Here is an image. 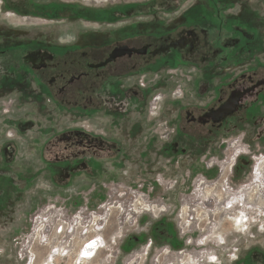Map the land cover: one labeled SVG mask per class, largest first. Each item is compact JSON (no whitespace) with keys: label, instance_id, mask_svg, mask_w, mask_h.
Here are the masks:
<instances>
[{"label":"rangeland","instance_id":"rangeland-1","mask_svg":"<svg viewBox=\"0 0 264 264\" xmlns=\"http://www.w3.org/2000/svg\"><path fill=\"white\" fill-rule=\"evenodd\" d=\"M33 1L103 9L127 4L144 12L100 25L76 20L69 11L59 20L21 16L0 0V50L29 41L61 46L115 40L133 24L153 32L158 24L180 23L192 7L205 5L209 15L216 9L208 0H181L153 12L149 7L157 9L161 0ZM214 1L224 3L231 30L234 22L250 25L257 30L252 44L264 48V0ZM235 64L232 56L223 72L192 65L145 70L107 85L97 99L59 108L17 67L0 61V178L32 179L19 197L1 196L0 264H246L249 250L264 253V112L228 121L204 143L182 132L176 118L182 106H204L220 78L231 79ZM227 70L231 74L224 75ZM155 96L164 101L156 115L149 105ZM8 101L13 107L5 116ZM73 130L106 143L97 141L93 156L94 150L53 143L54 135ZM46 144L51 164L64 157L83 160L52 172L42 157ZM69 177L65 183L54 179ZM93 243L96 250L85 255Z\"/></svg>","mask_w":264,"mask_h":264},{"label":"flooded vegetation","instance_id":"flooded-vegetation-1","mask_svg":"<svg viewBox=\"0 0 264 264\" xmlns=\"http://www.w3.org/2000/svg\"><path fill=\"white\" fill-rule=\"evenodd\" d=\"M161 1L155 4L157 9L151 5L149 11H158V7L160 10L173 9L181 0ZM208 1L216 6L215 14H207L205 5L192 7L193 9L186 11L185 19L180 23H173L165 28L158 24L153 32H144L133 24L129 29L122 30L120 38L115 40L103 39L98 42L61 46H37L29 41L0 50V61L6 66L17 67L21 74L28 77V83L35 86L39 94L53 105L67 108L75 106L77 101L87 96L91 100L97 99L107 85L113 84L122 76L182 65L204 68L215 66L223 72L226 61L233 56L236 64L232 74L230 70L224 72V75L231 74V79L227 81L224 79L225 76L221 77L214 86L212 98L204 106L188 104L177 111L176 118L178 125H181L180 130L187 132L193 141L204 143L215 139L228 121L240 122L256 113L261 117L264 112V48H258L252 44V36H257V30L237 21V23L234 22L231 30L230 24L224 22L223 17L226 16L227 10L220 7L221 1L220 3L218 1L215 3L214 0ZM222 1L225 2V0ZM3 4L4 8L21 16L43 14L49 20H59L65 12L69 11L76 20L100 25L122 24L138 18L137 14L140 11L144 12L141 7L127 4L118 5L119 7L113 5L104 9L77 5L60 6L53 3L39 6L33 0H4ZM244 10L240 11L239 17ZM215 18H218V21H215ZM161 99L159 112L164 103L162 97ZM228 106L233 108L225 111L223 116H219V110ZM12 107L13 102L8 101L3 104L1 111L5 116H9ZM5 109L7 112L4 111ZM80 109L88 111L87 106ZM184 119H186L185 125H183ZM188 129L193 130L194 133L190 134ZM54 136L52 139L54 144L64 141L68 145L80 146L85 151L94 150L92 156L98 149L96 142L102 141L82 130L62 132ZM103 143L106 142L102 141L101 144ZM48 145L41 151L46 168L52 172H59L64 165L77 166L78 162L83 160L82 156L76 159L64 157L57 158L56 162L51 164L45 157ZM9 153L11 156L12 151ZM4 162L7 161L4 160ZM29 179L31 178H19L18 181V178H0V201L2 195L10 192V197H19L22 184ZM54 179L65 183L66 180L70 182L71 178ZM223 197H225L224 193L218 196L220 199ZM220 218L221 216L218 217ZM209 219L207 218L205 222ZM213 242L218 243L212 240L210 244ZM88 246L94 248L97 244ZM88 246L84 248L85 255H88L86 253ZM249 251L250 257L247 263L249 260L256 261L259 256L264 258V253L257 248Z\"/></svg>","mask_w":264,"mask_h":264},{"label":"built area","instance_id":"built-area-1","mask_svg":"<svg viewBox=\"0 0 264 264\" xmlns=\"http://www.w3.org/2000/svg\"><path fill=\"white\" fill-rule=\"evenodd\" d=\"M161 96H155L153 99H152V102L149 104L150 105V112L151 114H157L158 111H159V105H160V102H161ZM7 109H5L4 111H6Z\"/></svg>","mask_w":264,"mask_h":264},{"label":"water","instance_id":"water-1","mask_svg":"<svg viewBox=\"0 0 264 264\" xmlns=\"http://www.w3.org/2000/svg\"><path fill=\"white\" fill-rule=\"evenodd\" d=\"M231 108H233V107H231ZM231 108L228 106V108L225 107V108H223V109H220L219 112H218L219 116H223V115H224L223 113H224L225 111H229V109H231Z\"/></svg>","mask_w":264,"mask_h":264},{"label":"bare ground","instance_id":"bare-ground-1","mask_svg":"<svg viewBox=\"0 0 264 264\" xmlns=\"http://www.w3.org/2000/svg\"><path fill=\"white\" fill-rule=\"evenodd\" d=\"M250 200H251V202L254 201L252 198H250ZM94 248H91V247L88 246V248L86 249V253H88V254L91 253Z\"/></svg>","mask_w":264,"mask_h":264}]
</instances>
